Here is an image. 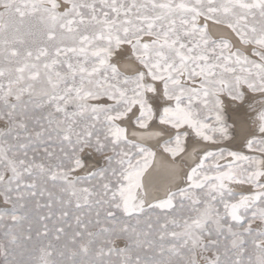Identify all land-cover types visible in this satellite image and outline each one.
<instances>
[{
    "label": "snow or ice",
    "instance_id": "obj_1",
    "mask_svg": "<svg viewBox=\"0 0 264 264\" xmlns=\"http://www.w3.org/2000/svg\"><path fill=\"white\" fill-rule=\"evenodd\" d=\"M0 264H264V0H0Z\"/></svg>",
    "mask_w": 264,
    "mask_h": 264
}]
</instances>
